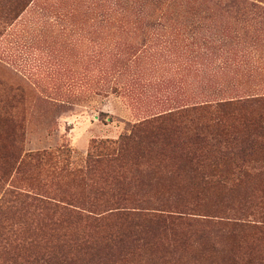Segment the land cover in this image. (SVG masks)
Returning <instances> with one entry per match:
<instances>
[{
	"label": "rangeland",
	"instance_id": "rangeland-1",
	"mask_svg": "<svg viewBox=\"0 0 264 264\" xmlns=\"http://www.w3.org/2000/svg\"><path fill=\"white\" fill-rule=\"evenodd\" d=\"M220 102L244 104L238 125L264 114V0H0V264H40L42 238L50 245L58 233L74 240L116 227L23 201L107 213L99 204L109 198L101 187L110 169H88L94 142ZM237 131L257 139L247 175L199 198L182 188L163 198L152 192L187 213L166 241L177 254L124 264H264V128ZM165 171L172 183H189ZM222 218L245 226L200 224Z\"/></svg>",
	"mask_w": 264,
	"mask_h": 264
},
{
	"label": "trees",
	"instance_id": "trees-1",
	"mask_svg": "<svg viewBox=\"0 0 264 264\" xmlns=\"http://www.w3.org/2000/svg\"><path fill=\"white\" fill-rule=\"evenodd\" d=\"M243 105L232 102H220L213 107L200 105L191 110L198 113L195 117L190 114L159 116L140 123L118 141L94 142L92 149L99 151L97 155H90L88 169L91 171L97 165L109 167V173L106 170L103 177L105 186L101 187L106 192L104 196L109 198H104L103 204L93 202L91 205L110 207L107 213L92 218L42 199L27 196L23 201L33 202L32 205L35 202L39 209L55 215L93 221L100 228L104 223L109 227L110 222L116 227L103 231L101 236L83 235L74 240L69 239L67 231L58 233L50 245L42 238L43 245L35 260L40 264H124L135 255L146 256L149 261L156 260L162 252L158 257L177 254L175 243L166 241L173 240L175 233L187 225V213L172 211L171 205L161 198L153 200L151 194L156 192L163 198L182 188L199 198L203 192L214 191L215 186L227 189V183L232 182L236 174L238 179L246 174L244 163L253 155L257 139L248 133L241 135L237 129L238 126L245 130L264 128V114L238 119L241 123L238 125L236 114ZM231 129H235L232 131L235 135ZM167 168L172 173L188 176L189 183L185 186L172 183L173 178L167 177ZM214 176L218 177L216 181H212ZM231 221L222 218L219 222L201 221L200 224L231 232L245 226ZM63 223L61 221L59 228ZM183 256L180 255L178 261Z\"/></svg>",
	"mask_w": 264,
	"mask_h": 264
}]
</instances>
